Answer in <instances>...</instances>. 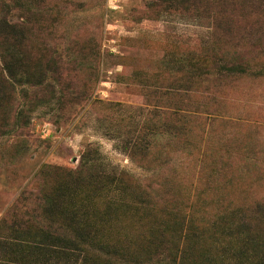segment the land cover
<instances>
[{"label": "rangeland", "instance_id": "rangeland-1", "mask_svg": "<svg viewBox=\"0 0 264 264\" xmlns=\"http://www.w3.org/2000/svg\"><path fill=\"white\" fill-rule=\"evenodd\" d=\"M154 1L20 0L15 6L0 0L12 6V20L23 22L28 16L20 6L32 5L28 60H54L63 76L56 82L47 74L42 87L47 102L31 107L35 89L17 85L14 100L3 108L2 120L10 125L0 132V219L22 189L36 195L43 181L35 173L42 164L75 168L87 149L98 169L123 172L126 193L160 200L140 223L123 211L111 225L117 237L148 234L155 222L183 215L199 225L221 203L264 197V50L262 72L227 78L211 100L229 121L197 126L198 94L185 98L189 93L178 90V73L167 63L202 55L211 40L209 22L156 9ZM182 97L188 141L176 130ZM129 142L143 152L131 154ZM56 176H46V183ZM113 187V195H124L123 186ZM207 245L204 237L198 241L197 257Z\"/></svg>", "mask_w": 264, "mask_h": 264}, {"label": "trees", "instance_id": "trees-1", "mask_svg": "<svg viewBox=\"0 0 264 264\" xmlns=\"http://www.w3.org/2000/svg\"><path fill=\"white\" fill-rule=\"evenodd\" d=\"M18 1L12 0L15 6ZM153 4L209 22L211 40L202 47V55L174 58L167 64L178 73V90L189 93L185 98L198 94L193 116L197 126L229 121L221 108L211 106V100L227 78L262 72L258 64L264 50V0H155ZM20 7L28 16L24 22L10 18V4L0 5V132L10 125L1 113L14 100L17 85L35 89L32 107L47 102L42 87L47 86L48 73L56 82L63 77L54 60L29 62L35 12L30 3ZM38 24V30H44V24ZM81 95L86 96L83 91ZM185 98L178 108L176 130L188 141ZM166 127L171 128L169 122ZM129 147L131 154L143 152L136 142H129ZM94 158L87 149L75 168L39 167L35 174L43 182L36 195L22 189L0 219V264H264V197L247 204L221 203L209 217L201 216L199 225L193 216L183 215L159 226L155 222L148 234L117 237L111 225L123 211H130L140 223L146 210L157 207L160 200L126 193L123 172L98 169ZM49 175L57 176L46 183ZM114 183L123 186L124 195L112 194ZM203 237L208 241L206 252L197 257L194 250Z\"/></svg>", "mask_w": 264, "mask_h": 264}]
</instances>
